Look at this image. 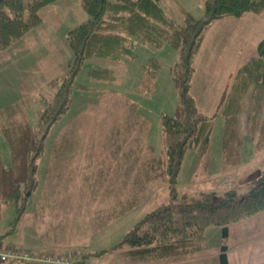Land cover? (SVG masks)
Instances as JSON below:
<instances>
[{"label": "rangeland", "instance_id": "1", "mask_svg": "<svg viewBox=\"0 0 264 264\" xmlns=\"http://www.w3.org/2000/svg\"><path fill=\"white\" fill-rule=\"evenodd\" d=\"M160 2L164 13L180 24L184 12L194 19L203 16L204 0ZM246 15L214 21L203 32L190 93L198 111L209 116L211 132L206 143L189 142L176 183L166 174L161 115L173 116L177 109L171 68L178 51L164 44L153 52L159 63L154 81L145 76L147 70L142 72L145 52L115 65L116 81L110 88L116 92L111 95L74 88L67 115L46 138L38 186L18 225L11 226V208L0 209V235L5 234L0 249L28 254L37 264H219L220 247L226 245L230 264H264V210L229 224L225 239L221 227L210 226L193 238L168 234L155 248L119 244L171 196L186 200L214 193L221 198L226 191L251 185L264 168V85L258 96L249 79L229 118L217 109L224 90L236 81L235 71L256 54L264 38V13ZM40 17L38 26L0 51V117L10 112L32 127L72 63L66 35L87 20L81 0H55L40 10ZM99 62H85L75 82L88 83V70ZM126 99L142 119L139 129ZM229 133L233 147L227 144ZM0 159L10 163L1 131Z\"/></svg>", "mask_w": 264, "mask_h": 264}, {"label": "trees", "instance_id": "2", "mask_svg": "<svg viewBox=\"0 0 264 264\" xmlns=\"http://www.w3.org/2000/svg\"><path fill=\"white\" fill-rule=\"evenodd\" d=\"M53 1L0 0V51L9 48L31 28L38 26L42 22L40 10ZM81 5L87 20L76 25L65 38L72 52V63L57 92L40 112L35 127L10 112L1 115L5 118L2 123L0 121V131L9 148L10 163L5 165L0 159V209L13 210L11 226L14 227L27 211L30 196L38 186V160L43 155L49 131L70 109L74 88L111 95L116 92L110 88L116 81L115 65L122 59L135 61L145 52H148V60L141 65L142 72L147 70L145 76L154 81L159 63L153 57V52L164 44L178 51V59L171 68L177 89V109L173 116L161 115V146L168 158L166 174L172 183H176L189 142L202 139L206 143L207 134L211 132L209 116L198 111L190 93L191 78L195 72L194 57L201 46L204 30L212 22L223 18L264 13V0H204L203 16L194 19L184 12V23L180 24L164 13L160 0H81ZM256 48V54L235 71L236 81L231 82L229 89L221 95L217 109L225 110V118L230 117L233 103L246 92L249 79L256 95L261 93L260 86L264 85V38ZM88 61L100 62L88 70V83H76V78ZM125 104L139 129L141 124L137 121L142 119L135 104L128 99ZM228 123L224 121L225 125ZM227 142L233 147L230 133ZM158 160L159 167H163L164 159ZM171 188L174 194V185ZM240 190L244 192L238 193ZM175 196H171V201L162 204L158 210L147 214L119 244L139 248L154 245L155 248L157 243L166 240L168 234L176 235L181 240L193 238L200 236L210 226L221 227V238H227L229 224L264 210V168L251 185L226 191L221 198H216L214 193H204L186 200H174ZM146 250L149 252L152 249ZM226 251L227 246L221 245L219 264H230ZM15 260L0 261L7 264H37L34 260L22 263Z\"/></svg>", "mask_w": 264, "mask_h": 264}, {"label": "built area", "instance_id": "3", "mask_svg": "<svg viewBox=\"0 0 264 264\" xmlns=\"http://www.w3.org/2000/svg\"><path fill=\"white\" fill-rule=\"evenodd\" d=\"M27 255V256H26ZM25 256V257H23ZM0 259L1 260H7V259H21L22 261L26 260H34L32 257H30L28 254H21L15 252L14 249H0ZM63 264H69L68 262Z\"/></svg>", "mask_w": 264, "mask_h": 264}, {"label": "water", "instance_id": "4", "mask_svg": "<svg viewBox=\"0 0 264 264\" xmlns=\"http://www.w3.org/2000/svg\"><path fill=\"white\" fill-rule=\"evenodd\" d=\"M240 192H244V191H241V190H240V191H238V193H240ZM27 195H28V193H27Z\"/></svg>", "mask_w": 264, "mask_h": 264}]
</instances>
